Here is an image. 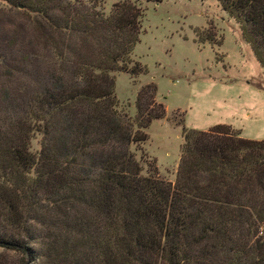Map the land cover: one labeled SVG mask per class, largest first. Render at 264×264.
Returning a JSON list of instances; mask_svg holds the SVG:
<instances>
[{
  "label": "trees",
  "instance_id": "1",
  "mask_svg": "<svg viewBox=\"0 0 264 264\" xmlns=\"http://www.w3.org/2000/svg\"><path fill=\"white\" fill-rule=\"evenodd\" d=\"M2 1L28 24H15L8 44L3 31L0 63L38 84L4 96L0 246L38 264H264V139L220 123L182 128L172 181L141 173L127 149L163 114L140 94L152 84L134 118L120 113L110 73L144 70L129 54L137 3L148 0H116L108 12L95 8L101 0ZM217 1L264 74V0Z\"/></svg>",
  "mask_w": 264,
  "mask_h": 264
},
{
  "label": "rangeland",
  "instance_id": "2",
  "mask_svg": "<svg viewBox=\"0 0 264 264\" xmlns=\"http://www.w3.org/2000/svg\"><path fill=\"white\" fill-rule=\"evenodd\" d=\"M101 1L95 8L108 12L116 0ZM137 5L141 12L138 39L129 55L144 70L137 75L119 70L110 73L120 113L134 118L136 98L146 84H152L154 89L146 88L140 94L151 96L155 109H163L161 116L138 129L137 136L144 138L127 146L140 172L174 179L182 128L207 129L220 123L243 137L264 139V74L249 45L240 37L235 21L218 1L148 0ZM0 8L6 9L2 0ZM19 14L10 17L0 9L2 41L6 35L3 31H8L3 43H9L7 36L15 24H28L26 16ZM34 33L39 35L38 31ZM80 48L77 44L74 51ZM39 49L40 54L43 47ZM2 62L0 115H7L4 96L9 99L17 89L28 90L27 82L38 83L22 71L8 72L6 57ZM13 99V105H22L18 98ZM39 138V134H33L31 150L38 148ZM23 250L0 246V258L6 264H38L37 258H27Z\"/></svg>",
  "mask_w": 264,
  "mask_h": 264
}]
</instances>
